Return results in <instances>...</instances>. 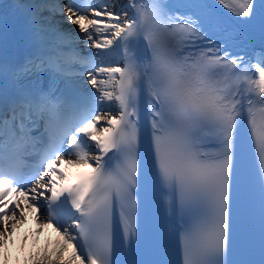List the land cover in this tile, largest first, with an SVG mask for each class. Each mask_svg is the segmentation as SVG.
Wrapping results in <instances>:
<instances>
[{
	"label": "snow or ice",
	"instance_id": "obj_1",
	"mask_svg": "<svg viewBox=\"0 0 264 264\" xmlns=\"http://www.w3.org/2000/svg\"><path fill=\"white\" fill-rule=\"evenodd\" d=\"M10 7L0 249L32 210L62 237L33 264H264V0Z\"/></svg>",
	"mask_w": 264,
	"mask_h": 264
},
{
	"label": "bare ground",
	"instance_id": "obj_2",
	"mask_svg": "<svg viewBox=\"0 0 264 264\" xmlns=\"http://www.w3.org/2000/svg\"><path fill=\"white\" fill-rule=\"evenodd\" d=\"M70 27L73 28V29L75 28L74 25H72ZM26 211H27V218H29V220L31 219L32 215L35 214L34 215L35 216L34 217L35 223L38 224L37 219H36V215L37 214L34 211H32V210H26ZM41 211L43 212V209ZM25 224H26V221H24L23 223H18L17 227L25 226ZM12 235H13V233H12ZM12 235H11V237H12ZM58 240H62V237H60L59 233H57V235H55L54 239H51V236H49L48 233H47V228L44 229L43 232H41L40 239L37 242L38 244L35 243L33 245V247L31 248L30 254L22 262V264H33L34 258L37 255L42 256L46 249L51 251L53 248H55L57 246V241ZM70 252H71V249H69V253ZM69 253H66L65 255L67 256V255H69ZM5 259L7 260V251H6V249H4V250L0 249V264H5Z\"/></svg>",
	"mask_w": 264,
	"mask_h": 264
}]
</instances>
